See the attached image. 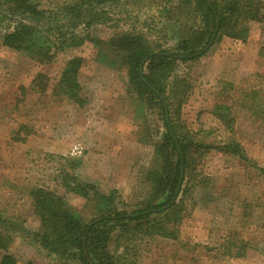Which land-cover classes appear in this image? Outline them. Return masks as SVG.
I'll use <instances>...</instances> for the list:
<instances>
[{"label":"rangeland","instance_id":"374dc122","mask_svg":"<svg viewBox=\"0 0 264 264\" xmlns=\"http://www.w3.org/2000/svg\"><path fill=\"white\" fill-rule=\"evenodd\" d=\"M71 1L38 0L39 10L60 13ZM179 3L176 0L171 5L169 19L163 14L164 0H116L107 5L108 24L89 31L71 29L70 33L83 38L91 33L93 39L102 42L118 31L140 34L152 44L177 53L192 26V21L186 23L174 10ZM0 15V95L8 103L0 110V211L12 224L23 227L13 234L10 253L19 264H80L50 254L23 231L37 227L31 191H57L85 222L106 212L95 199L67 192L63 181L91 183L98 193L107 195L116 191L114 209L119 212L144 208L152 189L147 175L155 164V145L167 132L165 118L159 107L148 104L146 96L132 92L127 68L115 64V51L88 40L80 52L72 53L87 59L78 76L80 99L85 102L79 107L56 90L64 63L42 64L24 52L5 47L4 37L12 23L23 17L13 18L3 6ZM263 30L264 25L251 26V33L261 34ZM221 42L214 41L210 52L197 60L177 63L167 82L168 90L177 86L176 81L186 82L180 89L186 94L169 100L171 117L182 139L191 137L195 143L217 147L236 141L242 145L244 158L212 150L196 168L190 164L184 176L185 194L179 197L183 221L177 227L169 226L177 232L178 240L154 237L131 242L125 248L129 264H264V141L255 138L256 128L263 123L255 126L246 122L247 129L252 128L245 133V126L237 120V98L231 106L233 112L225 104L218 105L234 94V88L229 89L224 82L214 86L211 64ZM224 45L228 47L226 42ZM39 75L50 79L49 90L43 95L38 89ZM230 119L236 126L232 131L227 125ZM23 126L31 131L29 137L41 135L31 146H24L28 137L20 140L24 133L16 136ZM101 130L103 139L113 146L106 152L100 151L99 144L87 148ZM80 140L84 153L71 156L76 148L73 145ZM69 145L72 149L66 151ZM48 147H57L60 153L53 154ZM91 194L96 197V193ZM155 218L160 221L162 216L151 219ZM244 245L245 258L220 256L229 246L235 256Z\"/></svg>","mask_w":264,"mask_h":264},{"label":"trees","instance_id":"16d2710c","mask_svg":"<svg viewBox=\"0 0 264 264\" xmlns=\"http://www.w3.org/2000/svg\"><path fill=\"white\" fill-rule=\"evenodd\" d=\"M164 1L166 7L163 14L172 19L171 5L176 0ZM115 2L116 0H72L62 7L60 13H49L39 10L38 0H0V8L6 7L10 16L14 18L21 14L23 17L12 23L13 27L4 37V46L24 52L31 60L42 64L62 61L63 75L58 85L56 84L57 88L55 86L62 95L81 108L85 106V102L80 99L78 76L87 59L72 53L80 52L88 40L91 44L107 45L115 51V64L127 68L132 92L146 96L148 104L159 107L165 118L167 132L163 140L155 145V164L147 175L152 189L148 201L143 203L144 208L131 213L119 212L114 209L116 191L107 195L98 193L91 183L71 184L63 181L67 192L95 199L106 212L94 215L89 222H85L81 215L68 208L66 200L57 191H31L37 227L32 231H23L50 254L68 261L76 260L80 264H129L125 248L129 247L127 244L140 238L160 237L177 241V232L169 229V226L177 227L183 221L179 197L185 194L186 181L185 178L181 181L182 168L185 176L190 164H195L196 168L212 150H223L226 154L244 158L242 145L236 141L217 147L195 143L191 137L182 139L171 117L169 100L186 94L180 91L186 82L176 81L177 86L170 90L167 82L178 62L197 60L210 52L214 37L215 43L224 38L246 43L252 24L264 25V0H180L174 10L179 12V17L186 23L192 21V26L177 53L152 44L140 34L118 31L109 41L102 42L93 39L91 33H87L84 38L70 33L71 29L83 27L89 31L108 24L110 18L106 8ZM1 17L0 15V19ZM62 55L64 56L61 58ZM38 79L39 92L41 95L46 94L50 79L43 75H39ZM227 125L232 130L234 120L230 119ZM30 132L28 127L23 126L16 136L19 138L24 133L26 136L20 139L22 141L30 136ZM91 193H96V197L89 196ZM154 216H162V219H151ZM146 221L147 225H143ZM22 228L18 224H12V220L5 218L0 211V264H19L18 258L10 253V248L15 238L13 234ZM114 235L115 246L111 249ZM120 248H124V253L118 255ZM224 249L225 252L220 255L224 258L246 256V245L235 256L231 254V246ZM205 250L211 252L209 248Z\"/></svg>","mask_w":264,"mask_h":264},{"label":"crops","instance_id":"0c3cea01","mask_svg":"<svg viewBox=\"0 0 264 264\" xmlns=\"http://www.w3.org/2000/svg\"><path fill=\"white\" fill-rule=\"evenodd\" d=\"M261 32V34L252 32L246 43L239 40L224 38L221 42L223 44L220 45V50L216 54L214 62L211 64V70L213 71L212 78L214 86L224 82L229 89L234 88V94L229 95L227 99L229 103L227 104L228 101L226 100L224 103H218V105L221 106V104H225V106L229 107L233 112L232 107L237 98V101H239L238 108L240 115L237 118L238 122L241 121L244 126L246 122L252 123V125L255 124V126L256 123H263L259 129L256 128L255 138L264 141V30ZM257 39L258 41H256ZM225 42L228 47L224 45ZM216 101L217 100L214 101V106H217L215 105ZM7 104L4 95H0V110L7 106ZM252 107L255 108L254 111H252ZM232 118L236 120L234 115H232ZM252 125L250 129H247L248 126H245L243 128L244 132H250ZM234 128H236V126L233 125L232 130ZM237 128L236 130L238 131L239 127ZM228 130L232 131L231 129ZM103 131L104 130L100 131V135L95 138L94 142L92 141L87 144V148L91 149L99 144L100 151L106 152L108 148L113 146V144L109 143L110 141L107 142L104 140L105 138L103 139ZM40 136L28 137L24 142V146L26 144L31 146L34 139L40 138ZM82 145L80 140V142L78 141L75 143L73 147L85 148V146L83 145V147ZM48 148L49 152L53 154L60 153L57 147ZM70 149H72V145H69L66 151ZM83 153L84 151H82V154Z\"/></svg>","mask_w":264,"mask_h":264},{"label":"built area","instance_id":"2783aa9c","mask_svg":"<svg viewBox=\"0 0 264 264\" xmlns=\"http://www.w3.org/2000/svg\"><path fill=\"white\" fill-rule=\"evenodd\" d=\"M82 154V148H76L72 151L71 156H80Z\"/></svg>","mask_w":264,"mask_h":264},{"label":"water","instance_id":"95a60500","mask_svg":"<svg viewBox=\"0 0 264 264\" xmlns=\"http://www.w3.org/2000/svg\"><path fill=\"white\" fill-rule=\"evenodd\" d=\"M214 41H215V37L213 38L211 44H213ZM166 114H167V117H168V112H166ZM183 180H184V173H183V168H182V177H181V181H183ZM180 187H181V186H180ZM180 187H179L178 189H180Z\"/></svg>","mask_w":264,"mask_h":264}]
</instances>
